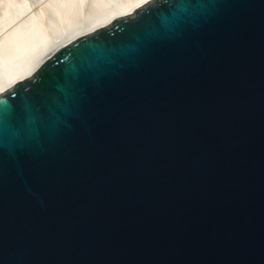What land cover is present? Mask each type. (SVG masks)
I'll return each instance as SVG.
<instances>
[{
  "label": "water",
  "instance_id": "1",
  "mask_svg": "<svg viewBox=\"0 0 264 264\" xmlns=\"http://www.w3.org/2000/svg\"><path fill=\"white\" fill-rule=\"evenodd\" d=\"M0 264H264V0H148L2 91Z\"/></svg>",
  "mask_w": 264,
  "mask_h": 264
},
{
  "label": "bare ground",
  "instance_id": "2",
  "mask_svg": "<svg viewBox=\"0 0 264 264\" xmlns=\"http://www.w3.org/2000/svg\"><path fill=\"white\" fill-rule=\"evenodd\" d=\"M146 1L148 0H111V5L105 6L104 0H77L80 2V6L77 7L76 0H49L45 6L43 5L41 12L17 21L27 9L25 2L3 0L0 5V45L11 34L22 31L24 26H32L40 40L38 46L32 42L28 44V48L36 47L24 65L0 80V93L12 86L15 80L29 75L57 46L109 23L116 16L132 13L137 6ZM66 25L69 28L66 29ZM22 33L24 32H20ZM2 53L4 52L0 55Z\"/></svg>",
  "mask_w": 264,
  "mask_h": 264
},
{
  "label": "rangeland",
  "instance_id": "3",
  "mask_svg": "<svg viewBox=\"0 0 264 264\" xmlns=\"http://www.w3.org/2000/svg\"><path fill=\"white\" fill-rule=\"evenodd\" d=\"M2 1L3 0H0V5H1ZM22 1L25 2L27 9L17 21H19L21 18H22L21 20H23V18H25L29 15H32L34 13H37L39 11L41 12L43 7L46 5V3H48L49 0H22ZM17 21H16V23H18ZM13 25H15V24H13Z\"/></svg>",
  "mask_w": 264,
  "mask_h": 264
}]
</instances>
